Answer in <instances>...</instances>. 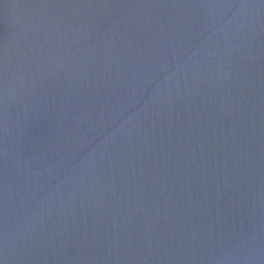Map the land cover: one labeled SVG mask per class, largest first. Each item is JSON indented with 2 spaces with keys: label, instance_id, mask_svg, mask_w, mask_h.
I'll return each mask as SVG.
<instances>
[{
  "label": "water",
  "instance_id": "1",
  "mask_svg": "<svg viewBox=\"0 0 264 264\" xmlns=\"http://www.w3.org/2000/svg\"><path fill=\"white\" fill-rule=\"evenodd\" d=\"M0 264H264V0H0Z\"/></svg>",
  "mask_w": 264,
  "mask_h": 264
}]
</instances>
